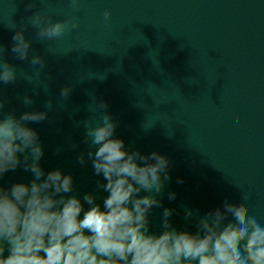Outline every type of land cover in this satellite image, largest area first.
Listing matches in <instances>:
<instances>
[{"label": "water", "instance_id": "obj_1", "mask_svg": "<svg viewBox=\"0 0 264 264\" xmlns=\"http://www.w3.org/2000/svg\"><path fill=\"white\" fill-rule=\"evenodd\" d=\"M38 10L54 20L75 16L79 29L42 41L29 25V60H19L12 37ZM105 10L112 13L107 22ZM0 45L18 71L13 83L0 84L4 112L19 117L51 101L48 120L29 126L44 146L42 167L71 174L76 194L103 183L90 160L77 161L95 150L85 142L84 122L103 101L126 148L169 159L161 199L177 210L176 227L185 226V208L203 214L225 199L239 203L241 191L251 209L264 211V0H80L76 12L69 0H0ZM33 55L46 61L42 69L30 64ZM31 179L18 168L0 183ZM106 195L97 191V201ZM162 211H152L154 231Z\"/></svg>", "mask_w": 264, "mask_h": 264}, {"label": "clouds", "instance_id": "obj_2", "mask_svg": "<svg viewBox=\"0 0 264 264\" xmlns=\"http://www.w3.org/2000/svg\"><path fill=\"white\" fill-rule=\"evenodd\" d=\"M69 3L79 11L80 0ZM111 17V10H105L104 20ZM29 25L42 41L59 40L79 29L75 16L54 20L36 11L12 37L11 53L22 61L29 60ZM6 52L0 45V84L18 77ZM29 62L40 69L46 63L39 55ZM70 92L64 88L61 96ZM23 103L31 106L33 101L25 96ZM5 104L0 96V181L18 168L32 179L7 187L0 183V264H264V211L249 207V194L241 191L239 203L225 199L203 214L185 208V226L176 227L171 217L177 210L164 207L161 199L171 180L169 159L155 151L126 148L115 136L118 122L105 102L95 104V117L84 122L85 142L95 150L87 152V159L84 153L77 157L81 165L90 160L103 183L98 181L82 197L75 193L71 174L46 172L41 165L44 146L29 125L48 120L51 101L45 110L24 111L19 117L5 113ZM100 190L107 193L102 202L96 196ZM168 199L175 200L176 193L169 192ZM154 208H163L160 231L152 230Z\"/></svg>", "mask_w": 264, "mask_h": 264}]
</instances>
